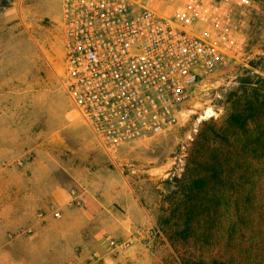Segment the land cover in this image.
Segmentation results:
<instances>
[{
	"label": "rangeland",
	"instance_id": "obj_1",
	"mask_svg": "<svg viewBox=\"0 0 264 264\" xmlns=\"http://www.w3.org/2000/svg\"><path fill=\"white\" fill-rule=\"evenodd\" d=\"M234 24L237 51L226 64L192 88L188 100L176 113L175 124L154 136L124 144L114 157H109L89 127L72 111L62 86L61 0H0V137L3 138L0 150L11 149L16 156L27 150L28 156L39 153L41 165L44 162L60 169L47 172V182L69 186L77 192L83 187L74 176L88 181L95 190L102 179L97 174L87 179L85 169H108L103 180L110 187L106 199L111 201L125 178L152 216L151 222L132 228L133 233L127 239L109 235L98 239L94 230L98 222L87 219L81 205L75 203L72 208L78 211L74 210L72 215L79 228L73 230V238L76 232L78 238L70 245L75 253L36 254L40 264H186L182 257L189 250L176 249L158 227L162 195L168 191L166 181L174 171L186 168L200 135L211 134L213 121L226 123L230 107L245 95L243 81L256 82L258 76L264 77V0L239 5ZM211 138L212 145H220L218 137ZM220 147L226 153L229 145L223 142ZM232 151L233 158L238 159L233 164L239 178L237 184L248 191L253 185L252 173L263 165L251 163V148L238 146ZM259 154L264 155V149ZM14 165L22 167L24 158L16 159ZM39 177L31 169H0V223L6 225L5 219L14 216L23 219L27 213L23 207L30 204L21 195L22 189L12 191L6 184L39 181ZM13 192L15 197L10 196ZM36 210L38 218L46 215L41 208ZM37 231L41 232L22 223L8 229V239H14L13 249L4 248L8 242L3 238L0 264H29L31 254L26 252L30 249L29 236ZM56 232L55 228L44 230L38 242L45 244L47 234L51 237ZM219 239L215 252L224 261L236 251L228 247L225 239ZM112 241L119 245L114 246ZM206 251L203 255H207Z\"/></svg>",
	"mask_w": 264,
	"mask_h": 264
},
{
	"label": "built area",
	"instance_id": "obj_2",
	"mask_svg": "<svg viewBox=\"0 0 264 264\" xmlns=\"http://www.w3.org/2000/svg\"><path fill=\"white\" fill-rule=\"evenodd\" d=\"M249 3L61 0L62 86L105 154L175 124L192 88L234 56Z\"/></svg>",
	"mask_w": 264,
	"mask_h": 264
},
{
	"label": "trees",
	"instance_id": "obj_3",
	"mask_svg": "<svg viewBox=\"0 0 264 264\" xmlns=\"http://www.w3.org/2000/svg\"><path fill=\"white\" fill-rule=\"evenodd\" d=\"M258 77L243 81L245 95L230 107L226 123L213 121L211 134L200 135L186 168L166 181L158 227L176 249L189 250L182 257L186 264H264L259 253L264 242V155L259 154L264 149V77ZM213 135L218 144L229 145L226 153L210 143ZM238 146L251 148V163L263 165L252 173L248 191L237 184L233 169L238 159L232 149ZM219 237L236 251L224 261L215 252Z\"/></svg>",
	"mask_w": 264,
	"mask_h": 264
},
{
	"label": "crops",
	"instance_id": "obj_4",
	"mask_svg": "<svg viewBox=\"0 0 264 264\" xmlns=\"http://www.w3.org/2000/svg\"><path fill=\"white\" fill-rule=\"evenodd\" d=\"M0 137V141H2ZM27 152H21L20 156L14 155L13 150L3 149L0 150V169H31L35 170V174L40 176L39 181L29 180L21 183L8 182L6 184L8 189L14 191L15 189H22L21 195L29 200V207L24 205V212L26 217L19 219L14 216L12 218L5 219L3 223H0V243H4L3 238H6L7 244L4 248L10 250L13 245L14 239H8L7 230L15 229L18 224L22 223L23 226H29V229L37 227L41 230L34 232L29 236L30 249L26 252L31 254L29 264H40L39 259L35 257L36 254H59L75 253L74 247L70 246L73 243L74 238H78L77 232L74 234L73 230L77 231L78 221L72 214L74 209L72 208L75 203L81 205V210L86 212V218L92 221H97V227L94 230L97 233L98 239H102L105 235L114 236L116 238L127 239L132 235V228L139 224H147L151 222L152 216L150 210L143 204L140 197L136 193V189L125 180V183L120 184L116 188L115 194L111 197V201L106 199L107 193L110 190L105 184L106 177L104 175L108 172V169H85L88 174V178H92L93 174L102 180H99V185L95 190L87 182L79 177L73 176L77 182L83 187V190L77 192L71 189L69 186H61L56 184H50L47 182L45 175L47 172L56 171L60 169H54L53 166L40 164L41 160L39 153L37 155H29ZM24 158V165L22 167H16L14 161L16 159ZM22 162V161H21ZM23 163V162H22ZM38 169L40 170L38 172ZM90 170L91 172H87ZM91 174V175H90ZM34 176V173H33ZM94 176V177H95ZM103 176V177H102ZM108 183V182H107ZM10 196H16L13 192ZM39 207L46 215L38 218L36 216V208ZM60 211L59 216L54 215V211ZM56 229V234L49 236L47 234V242L40 244L38 239L42 236V232L45 230ZM98 228L100 229L98 231ZM102 230V232H101ZM104 232V233H103ZM6 235V236H5ZM78 240L75 242L77 243ZM13 249V248H12ZM84 252V250H83Z\"/></svg>",
	"mask_w": 264,
	"mask_h": 264
}]
</instances>
